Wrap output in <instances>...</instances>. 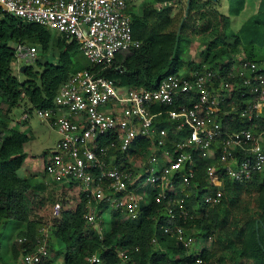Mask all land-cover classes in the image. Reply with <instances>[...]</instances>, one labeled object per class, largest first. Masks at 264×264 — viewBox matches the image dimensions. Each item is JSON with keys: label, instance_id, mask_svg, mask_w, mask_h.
Returning <instances> with one entry per match:
<instances>
[{"label": "built area", "instance_id": "built-area-1", "mask_svg": "<svg viewBox=\"0 0 264 264\" xmlns=\"http://www.w3.org/2000/svg\"><path fill=\"white\" fill-rule=\"evenodd\" d=\"M0 10L75 41L96 68L70 74L53 106L35 114L54 123L59 137L43 161L44 173L58 187L76 183L86 205L84 219L98 231L102 205L135 221L149 189L156 190V202L165 203L167 216L172 218L177 208L183 219L192 217L183 203L197 157L207 161L204 178L215 185L204 199L207 204L219 201L224 179L244 182L264 171V61L223 59L221 66L185 70L152 89L116 87L100 72L113 66L118 52L137 45L125 0H0ZM11 48L17 66L36 59L25 43ZM27 118L25 111L21 121ZM225 121L245 125L233 130L223 126ZM164 124L179 134L177 139ZM137 138L149 139L154 148L142 164L127 154ZM118 152L123 156L116 162ZM175 175L182 180L179 189ZM142 179L145 184L138 186ZM59 208L55 203L54 215ZM164 231L184 247L193 246L182 226ZM25 240L18 237L16 242ZM46 257L47 246L37 237L33 250L15 264H39ZM88 261L99 263L96 255Z\"/></svg>", "mask_w": 264, "mask_h": 264}, {"label": "trees", "instance_id": "trees-1", "mask_svg": "<svg viewBox=\"0 0 264 264\" xmlns=\"http://www.w3.org/2000/svg\"><path fill=\"white\" fill-rule=\"evenodd\" d=\"M132 1L125 3L137 45L118 52L113 66L100 72L116 87L152 89L183 68H216L223 59L232 60V45L226 35L228 18L213 8L217 0H180L184 8L176 11L164 5L172 0L143 2L139 11L129 6ZM182 37L203 42L200 61L179 57ZM50 40L49 29L0 10V227L6 220L26 225L20 234L26 240L12 245V257L32 251L45 227L63 245L62 264H198V258L199 264H264V171L244 182L224 179L219 201L207 204L204 199L214 192L215 185L204 178L207 161L197 157L183 203L192 217L183 219L177 208L172 209V218L167 216L165 203L156 202V190L149 189L135 221L123 220L119 213L111 212L108 221L101 220V231L84 219L86 205L76 183L67 187L33 184L32 177L18 175L24 158L22 146L28 137L10 127L12 109L24 100L29 118L32 110L52 107L58 88L75 72L70 70L71 57L79 48L75 41L58 33L55 61L35 59L40 70L26 67L25 80L20 82L12 72L15 57L9 43H25L46 51ZM237 42L235 39L234 44ZM84 69L96 70L90 64ZM243 125L239 121L223 123L233 130ZM164 126L173 139L178 138L170 125ZM153 150L149 139L137 138L127 154L133 162L142 164ZM116 156V162L122 160L121 153ZM174 185L178 189L182 186L179 175H175ZM55 203L60 207L57 215L53 214ZM101 207L106 209V205ZM174 225L182 226L193 244L203 238L209 240V245L191 252L164 231ZM93 255L99 263L88 261ZM39 264H49L48 257Z\"/></svg>", "mask_w": 264, "mask_h": 264}, {"label": "rangeland", "instance_id": "rangeland-1", "mask_svg": "<svg viewBox=\"0 0 264 264\" xmlns=\"http://www.w3.org/2000/svg\"><path fill=\"white\" fill-rule=\"evenodd\" d=\"M151 0H134L129 6L139 11L143 2ZM178 4H174L177 3ZM180 0L165 1L164 5L172 6L173 10L184 8V1ZM160 4V3H159ZM157 4V6L159 5ZM160 7V5L158 6ZM213 8L228 18L226 35L228 42L232 45L231 59L238 61L246 59L251 61H264V0H217L213 4ZM50 30L51 40L48 49L41 51L39 47H33L36 53V59L40 61L54 62V43L58 32ZM238 42L234 44V40ZM14 43H9V47H13ZM204 50L201 40L182 37L179 42V57L185 60L200 61L202 59L200 53ZM72 72L80 71L89 65V61L81 50H77L71 57ZM22 66L31 67L35 71L40 68L33 62L20 61L17 66L15 63L11 65L13 75L20 82L25 80L24 74L20 72ZM185 69H181L178 74H184ZM23 100L21 104L12 109L10 114L13 119L12 128L24 130L27 140L23 143L22 152L24 155L22 167L18 170L21 177H32L33 184H48L53 182L44 173L43 161L47 159V154L53 149L58 135L55 127L46 122L40 121L36 116L35 110L30 111L29 118L20 124H16V120L24 112V107L28 108ZM16 124V125H15ZM11 125V124H10ZM11 127V126H10ZM145 184V179L138 183V186ZM111 209H105L101 219L108 221ZM24 222L17 220H6L0 227V263L12 264L13 257L11 255V247L16 242L21 233L25 230ZM20 235V236H19ZM38 238L42 244L47 246L49 264H62L63 245L55 240L50 231L42 228ZM200 238V237H199ZM190 248L191 252H198L202 248L209 245V240L200 238ZM17 246V245H15ZM18 247V246H17ZM16 247V248H17Z\"/></svg>", "mask_w": 264, "mask_h": 264}, {"label": "crops", "instance_id": "crops-1", "mask_svg": "<svg viewBox=\"0 0 264 264\" xmlns=\"http://www.w3.org/2000/svg\"><path fill=\"white\" fill-rule=\"evenodd\" d=\"M22 114H23V113H22ZM21 118H22V115L19 117V119L16 120V123H17V124H20V123L22 122V121H21ZM40 121H42V122H46V121H43V120H41V119H40ZM53 122H54V121H53ZM13 123H14L13 121H12V123H10V124H11V125H10L11 127H12V124H13ZM46 123H48V122H46ZM48 124L54 126V123H52V124L48 123ZM19 130L22 131V132H24V130L21 129V128H19ZM58 138H59V137H58ZM58 138H56V141L58 140ZM21 167H22V166H21ZM17 173H18V172H17ZM19 176H20V175H19ZM20 177H21V176H20ZM17 259H18V258H13V262H12V264H15V262L17 261Z\"/></svg>", "mask_w": 264, "mask_h": 264}, {"label": "water", "instance_id": "water-1", "mask_svg": "<svg viewBox=\"0 0 264 264\" xmlns=\"http://www.w3.org/2000/svg\"><path fill=\"white\" fill-rule=\"evenodd\" d=\"M213 1H216V0H213ZM10 16H13V15L11 14ZM25 68H26L25 66H22V67L20 68V72L23 73V72L25 71Z\"/></svg>", "mask_w": 264, "mask_h": 264}]
</instances>
